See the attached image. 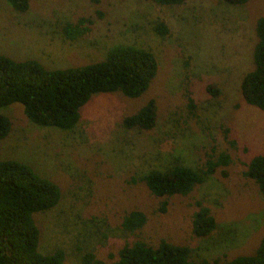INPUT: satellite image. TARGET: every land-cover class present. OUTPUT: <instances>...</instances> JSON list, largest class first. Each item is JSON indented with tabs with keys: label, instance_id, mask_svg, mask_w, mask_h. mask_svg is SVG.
Here are the masks:
<instances>
[{
	"label": "rangeland",
	"instance_id": "1",
	"mask_svg": "<svg viewBox=\"0 0 264 264\" xmlns=\"http://www.w3.org/2000/svg\"><path fill=\"white\" fill-rule=\"evenodd\" d=\"M95 10L102 16L96 17ZM261 15L264 0L242 5L220 0L180 5L29 0L23 13L0 0V54L14 60L31 58L48 69L64 68L100 60L111 46L131 45L150 50L157 61L156 75L144 93L135 98L94 93L79 108L71 130L34 125L17 103L0 107L10 121L0 140V158L26 163L60 191L54 207L33 215L39 252L61 248L63 264H81L84 252L109 263L123 244L142 240L155 245L160 238L186 245L193 259L252 252L264 235V197L243 171L251 155L264 153V112L246 105L238 87L252 66L254 22ZM78 16L93 17L90 31L66 39L61 26ZM156 21L166 24L165 36L153 32ZM207 84L217 89L216 95L206 90ZM148 98L156 106L153 128H122L121 117ZM211 146L228 154L229 162L221 168L225 174L217 170L185 196L166 198L163 212L157 210L161 197L131 181L174 161L195 168ZM197 202L209 209L216 224L204 237L190 231ZM131 209L146 216L133 233L119 224Z\"/></svg>",
	"mask_w": 264,
	"mask_h": 264
},
{
	"label": "trees",
	"instance_id": "2",
	"mask_svg": "<svg viewBox=\"0 0 264 264\" xmlns=\"http://www.w3.org/2000/svg\"><path fill=\"white\" fill-rule=\"evenodd\" d=\"M16 12L28 9L29 0H6ZM157 5H180L186 0H149ZM229 5H242L249 0H220ZM95 16L102 12L95 10ZM92 16H78L61 26L62 35L75 40L86 35L93 24ZM153 32L163 37L168 28L163 21H156ZM255 41L251 51L252 66L239 81V95L246 105L264 112V15L254 22ZM157 72L154 54L142 47L131 45L111 46L100 60L64 68H45L35 59L14 60L0 54V107L11 103L20 104L26 119L37 126L71 130L79 118V108L94 93L118 92L135 98L144 93ZM206 90L217 94V89L206 85ZM187 106L192 108V98L186 95ZM156 119L153 98L120 119L124 129L148 131ZM10 129L7 116L0 114V140ZM226 130V129H225ZM227 131V130H226ZM262 138L264 140V131ZM233 141H231V144ZM229 162L227 153L211 146L196 167L174 161L165 169H151L132 182L140 181L148 192L161 197L158 211L165 210L166 198L185 196L196 185ZM243 175L251 180L264 197V153L251 155ZM60 198L55 182L36 173L29 165L16 159L0 158V264H63L64 252L54 248L48 253L37 250L38 228L33 215L54 207ZM197 209L190 218V231L195 237L212 232L215 221L209 209L196 203ZM146 216L137 209L126 211L120 220L121 228L133 233L144 224ZM110 255V254H109ZM81 264H264V235L249 254L231 258L215 257L211 260L190 257L186 245L173 244L160 238L155 245L142 240L123 244L117 249L116 258L109 263L84 252Z\"/></svg>",
	"mask_w": 264,
	"mask_h": 264
}]
</instances>
